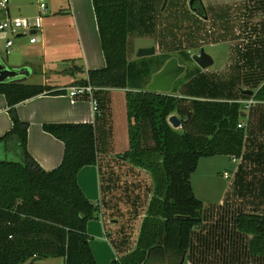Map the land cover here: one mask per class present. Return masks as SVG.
I'll return each mask as SVG.
<instances>
[{"label": "trees", "instance_id": "trees-1", "mask_svg": "<svg viewBox=\"0 0 264 264\" xmlns=\"http://www.w3.org/2000/svg\"><path fill=\"white\" fill-rule=\"evenodd\" d=\"M130 2L92 0L106 66L87 71L85 79L74 83L126 90L129 148L119 158L153 181L135 247L112 264H178L187 255L192 264H214L217 249L212 244L210 250L204 247V204L194 193L191 176L202 158L243 156L251 132L246 136L245 129L238 128L247 114L234 92L243 90L233 82H213L197 68L186 73L180 87L178 80L169 94L149 91L153 76L172 57L161 52L129 61L128 40L130 35L143 37L144 15L158 13L163 0L139 1L141 9L135 11ZM192 10L206 20L200 1ZM257 10L264 13V0ZM180 53L191 60L187 52ZM65 94V89L48 85L0 84L12 121L11 130L0 137V264H37L51 258H63L65 264H97L87 226L99 207L78 183L79 172L98 163L94 124L43 125L44 132L64 144L61 164L45 171L29 154V125L16 113L18 104L37 96ZM250 98L264 103V84ZM173 115L182 122L179 131L168 122ZM12 140L21 150L18 160L1 155ZM246 157L251 162L261 159L259 151ZM249 175L239 171L235 185L241 194H254L248 188ZM257 182L263 199L264 180ZM225 203L216 223L236 257L223 264H248L254 258L264 264V215L237 210L228 216L232 207Z\"/></svg>", "mask_w": 264, "mask_h": 264}, {"label": "rangeland", "instance_id": "rangeland-1", "mask_svg": "<svg viewBox=\"0 0 264 264\" xmlns=\"http://www.w3.org/2000/svg\"><path fill=\"white\" fill-rule=\"evenodd\" d=\"M192 1L203 3L207 13L206 20L199 18L192 10L190 5ZM64 2L65 0H10L8 7H11L13 11L21 9L23 18H33L40 15L44 21L45 14L50 17L58 15L59 11L56 10H61L62 6L64 8ZM40 4L46 6L44 12L40 10ZM195 7L200 8L199 3H196ZM258 7H262V0H163L158 13L150 12L144 15L146 24L141 29L144 34L141 40L140 38L133 39V54L136 49L141 47H155V55L164 52L168 53L170 57L178 59L179 63L186 68L185 73L178 79L182 82L181 84L177 83V86L180 87L185 83L186 73L199 68L192 57L200 54V51L204 49L215 62L207 70L201 69L207 77L210 76L209 78H212L213 82L222 84L233 82L243 91L254 93L264 84V30H262L264 29V13H259ZM3 11L5 10H1L0 14ZM30 38V34L23 37V43L24 41L29 43ZM36 49L39 51H36ZM36 49L30 46H24L23 51L13 48L11 53L7 55L5 53V43L0 41V57L10 64L20 63L22 60L27 59V51L34 50L36 51L35 59L33 57L32 59L40 60V49ZM182 51L187 52L191 60L186 61L180 53ZM79 66L83 68L84 72L78 70L77 67H72L75 76L61 79L60 83L64 84L69 81L74 82V79L79 81L81 78H85L87 71L84 62ZM42 80V75L37 73L28 78L27 82L28 84H41ZM234 92L235 99L242 105V110L247 114V117L241 119L240 123L244 125L246 136L251 132L243 156L240 158L235 157L236 162H234V157L230 156L202 158L198 169L191 176L194 193L204 204L205 235L208 233L204 247L211 249L212 244L217 249V251L214 250L216 255L214 264H223L224 261L231 263V259L236 257L232 254L231 248L226 246L228 242L225 239L226 232L220 229L218 223H216L219 212H222L220 206H223L226 202V207H229V205L232 207L229 208L230 215L228 214V216H231L237 210L264 215V197L262 199V193L259 192L260 184L257 182L258 180H264V103L243 96V93H240L237 88ZM102 94L106 95V92H102ZM125 94L113 92L109 94L106 107L103 109L106 119L112 127L109 129L102 124L101 129L106 128L107 130L104 134L105 145L115 149L116 154L113 157L117 158L129 148ZM251 101L256 103L251 105ZM247 105L250 106V109L246 107ZM175 130L179 131L180 129ZM258 151L261 155L259 161L251 162L247 159V155L250 153L256 154ZM241 170L246 171L247 175L251 173L249 175L250 179L246 180H251L248 188L252 189L254 194L247 191L241 194L240 188L236 189L235 183ZM119 171L124 174L125 172L122 171L127 170L121 167ZM241 175L243 176L242 173ZM244 178H246L245 175ZM131 179L133 178H128L129 181ZM141 180L144 187L145 185H153L149 174H143ZM224 215H226V212ZM226 221L221 219L223 225L229 226L228 220ZM138 226V224H135L130 232L132 242L135 241ZM225 229L227 228L225 227ZM115 258H117L116 254H114ZM257 259L261 258L252 260ZM252 260L248 264H262V262ZM184 264H192L189 255L186 256Z\"/></svg>", "mask_w": 264, "mask_h": 264}, {"label": "crops", "instance_id": "crops-1", "mask_svg": "<svg viewBox=\"0 0 264 264\" xmlns=\"http://www.w3.org/2000/svg\"><path fill=\"white\" fill-rule=\"evenodd\" d=\"M139 1L143 0H131V11L141 9L142 4ZM64 4V8L62 6L61 10H56L59 11L58 15L54 17L44 15L46 18L44 21L42 20V30L37 34L34 33L37 40L35 44H31L30 40L29 43L28 41L23 43V37L15 39L13 48H17L19 51H23L24 46L39 48L40 60H33L38 49L27 51V57L24 56L27 59L20 63L10 64L2 58L9 68L29 67L32 70V73L22 83L28 84V78L40 73L43 77L42 83L30 85H48L59 90L67 89L77 80L74 79V82L69 81L64 84H61L60 81L75 76L72 67H77L81 72H84L83 68L79 66L84 62L86 71L105 68L106 61L101 48L92 0H65ZM201 4L203 6L202 2ZM18 6L20 7V5ZM22 15L21 9L13 11L11 7H8L0 14V21L8 18H23ZM135 38L139 39L140 37L129 36V61L138 59L137 53L140 49L148 48H138L133 54L132 41ZM132 56L133 58H131ZM102 92H106V95ZM112 92L126 93V90L114 88L99 90L96 93L100 103L98 112L93 111L92 104L88 100L72 99L66 94L40 95L16 106V113L20 120L29 125L28 152L45 171H51L61 164L64 144L44 132L43 125L94 124L98 163L96 166L83 168L78 174V183L87 199L99 207L95 218L87 226V233L91 238L90 247L97 264H112L118 256L135 247L153 189V185L144 187L141 177L146 173L145 171L133 167L120 158L113 157L116 154L115 149L105 145L104 134L107 130L106 128L101 129L102 124L109 129L112 127L107 121L103 109L106 107L107 96ZM11 128L12 121L8 114L6 98L0 95V137L9 132ZM5 153L12 159H20L21 150L18 142L10 141L5 149H2L1 155L4 156ZM121 167L127 170L122 171L125 172L124 174L119 171ZM130 177L133 178L131 181L128 180ZM134 223L139 226L137 230L135 229L136 238L132 242L130 232ZM114 254L117 256L115 259ZM37 264H65V260L53 258Z\"/></svg>", "mask_w": 264, "mask_h": 264}, {"label": "water", "instance_id": "water-1", "mask_svg": "<svg viewBox=\"0 0 264 264\" xmlns=\"http://www.w3.org/2000/svg\"><path fill=\"white\" fill-rule=\"evenodd\" d=\"M194 1L190 3L193 7ZM207 19V17H205ZM155 47L142 48L137 53V58H147L155 56ZM193 61L202 70H207L214 65V59L205 52L204 49L200 51V54L192 57ZM185 66L181 65L176 58L170 59L164 67L156 73L151 83L148 85V90L157 93L169 94L173 90L174 83L185 73ZM32 73L29 67L21 68H9L2 57H0V84H10V83H22V81ZM247 96L252 97L254 93L252 91H243ZM169 124L173 129H181L182 122L176 116L173 115L168 119ZM186 257L178 264H184Z\"/></svg>", "mask_w": 264, "mask_h": 264}, {"label": "built area", "instance_id": "built-area-1", "mask_svg": "<svg viewBox=\"0 0 264 264\" xmlns=\"http://www.w3.org/2000/svg\"><path fill=\"white\" fill-rule=\"evenodd\" d=\"M10 0H0V10H7ZM46 6L40 4V10L44 12ZM42 30V17L39 15L34 18H8L0 21V41L5 43V53L9 55L14 47L15 39L19 37H25L28 34L31 35L30 43L35 44L36 38L34 33L37 34ZM101 90L90 84L74 85L65 89L66 95L72 99H86L93 107L94 112L99 111V101L96 97V93ZM256 102L251 101L250 104ZM250 109V106H246ZM243 124H239L238 128H243ZM237 159L234 157V162ZM227 177V174L225 175Z\"/></svg>", "mask_w": 264, "mask_h": 264}]
</instances>
